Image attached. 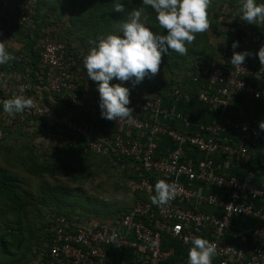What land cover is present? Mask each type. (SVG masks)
<instances>
[{
    "label": "built area",
    "instance_id": "2783aa9c",
    "mask_svg": "<svg viewBox=\"0 0 264 264\" xmlns=\"http://www.w3.org/2000/svg\"><path fill=\"white\" fill-rule=\"evenodd\" d=\"M0 9L12 12L19 23L29 21L26 0H0ZM230 33L239 35L243 47L264 45V33L247 24L230 27ZM232 44L233 41L224 38L214 62L200 71L203 83L198 92L175 88L170 93L177 99L195 98L218 113L216 121L199 127L195 134L163 126L160 123L164 115L162 98H155L136 107L131 119H104L117 128V132L112 133V142H106L91 127L62 119L44 108L39 92L27 94L24 91L23 94L33 100V106L28 110L41 117L48 128L57 126L86 138L89 152L99 154L110 150L118 159L128 158L129 170L134 174L141 171L153 174L154 180L128 179L126 186L130 192L152 198L158 180L177 186V195L168 204L137 203L113 220L71 222L63 216H54L50 220L53 226L51 244L43 253H38L34 264H187V257L177 258L176 249L165 246V239L168 237L181 247L189 248L192 236L216 244L212 264H264V209L255 206L258 200L264 202V188L254 182L251 172L245 179L218 172L213 160L215 154H220L228 163L249 161L250 154L245 146L249 128L239 120L226 117L225 111L236 95L264 99V68L252 66L247 58L241 68L232 65ZM39 49V61L45 67L44 88L77 103L76 91L80 82L75 81L74 61L61 37L46 28ZM235 51L242 50L237 47ZM193 81H197V76ZM12 82L0 70V85L10 98L19 94ZM27 88L24 85V89ZM224 125L239 130L240 143L221 139ZM132 132L142 135L141 139L130 137ZM162 138H167L173 146L159 155L157 145ZM191 151L199 153L201 158L190 159ZM204 188L211 192L203 194ZM205 207L214 211L206 212ZM234 217H247L256 222L257 226L245 237L256 243L254 247L243 248L238 244L239 235L229 232ZM124 248L134 251L132 261H117L109 254V250Z\"/></svg>",
    "mask_w": 264,
    "mask_h": 264
},
{
    "label": "trees",
    "instance_id": "16d2710c",
    "mask_svg": "<svg viewBox=\"0 0 264 264\" xmlns=\"http://www.w3.org/2000/svg\"><path fill=\"white\" fill-rule=\"evenodd\" d=\"M26 1L30 10V18L29 21L25 23L17 22L12 12L9 10L0 9V41H4L7 51L15 57V59L10 61L8 64L0 65V70L4 72L7 78L13 81L12 83L15 88L19 89V86L25 85L28 87L25 90L27 94L39 92L42 95V104L44 108L54 112L58 117L62 119H69L79 125L87 126L89 128L91 127L98 137L102 138L106 142H112V133L117 132V128L114 125L107 123L104 118L101 117L99 108V93L98 91L97 93L89 92L91 88H88V86H93L94 84H91L88 77L85 76L86 70L84 69L83 64V56L85 57L87 47L90 46L88 43L97 37L96 34L98 33V30H94L91 33L88 32V39L85 38V35L86 30L89 28H101L103 29L102 32H107L108 30L119 34V26L126 20L129 12L119 13L114 11V4H110L105 0ZM48 2L52 5L50 8H47L46 6ZM257 3H264V0H257ZM142 7L144 8L142 21L154 33L161 35L166 34V30L159 26L154 10L144 5ZM231 8L229 5L224 7L223 11L226 10L227 13L221 12V15H218V20L214 22L211 21L212 24L210 28L214 27L213 30H217L219 27L224 25H226L224 27L229 26L228 28H230L239 24H247L240 19L239 10L237 12H232L237 8V5H231ZM44 12H64L62 16H65L67 19L64 24L68 26V30L65 31V29H60L54 24V22L45 21L44 19L47 13L45 14ZM247 25L252 27L254 30L262 29L264 27V25ZM32 28L33 30L31 31H25L26 29ZM46 28L52 30L61 37L67 53L73 58L75 67L74 78L75 81L80 82V88L76 91L78 96L77 103H72L64 97H61L60 95L44 88L45 67H43L39 61V48L41 45L43 31ZM31 32L37 35V42L35 40L33 41L31 38ZM213 32H210L212 36L211 34L208 35V32H206V43L203 45L205 48H202L199 52L192 51L191 53L193 56L191 60H186L187 54L180 55L171 50L164 54L163 57L172 60V62H174V66H176L177 63H184L181 74L173 79L171 78L168 81L159 84L151 83L148 80L143 81L142 89L145 90V93L139 94L138 91L131 93L129 96L130 104L128 107L132 108L134 112L135 108L141 106L146 100L169 96L171 91L175 88L186 89L191 93L198 92L203 83L200 71L207 66L209 67L216 58V51L218 50V47L215 46V43L213 42ZM77 63L80 65L82 64V71L79 73ZM17 75L20 77L19 80L16 78ZM196 76L197 81L194 82L193 78ZM110 83L114 84L121 82L113 79ZM122 86L127 87L124 84H122ZM86 97H88V103L85 102ZM6 99H10V97L4 93L3 86L0 85V101ZM0 111L2 115L5 114L4 117L7 115L3 111L2 104H0ZM5 125H7L5 126L6 129L17 128L19 130L23 129V126H26L25 131L27 132L24 131L23 133L31 136L33 139L32 143L41 152L39 155L42 162H35L33 167L41 170L42 172L50 171L51 174H55L57 172V168L53 166L54 164L51 165L49 160L54 159V161H56L57 157L59 158L61 155L67 156L76 153L86 157H103L107 160L109 159L110 163L119 169V175H122L125 185L126 181L132 178H150L151 180H154L153 174L149 172L141 171L136 174L130 172V168L128 167L130 160L128 158L118 159L111 154L110 150L99 154L87 151L86 138L77 136L74 133L63 130L57 126L48 128L44 124L41 117L33 115L28 109H25L23 113L16 114L14 118L8 116V121ZM1 138L2 135H0V139ZM20 192L21 189L19 188V185H17L11 178L6 177L2 172H0L1 195L3 194L7 197H11L17 202L19 208H23V206L27 205L29 201H27V198L23 197V195H20ZM131 195V201H128L127 203L128 207L119 211L113 219L121 217L123 214L131 210L137 203H152L151 197H148L143 193L131 192ZM28 200H32V198H28ZM50 215L43 218L40 227L41 237L37 240L36 244L33 245L31 251H29L32 261H35L38 258V253H43L46 250L47 245L51 244L53 226L50 223V220L54 216H63L71 222L77 221L76 219H70V217L64 213L55 212L51 216ZM96 220L101 221L99 219ZM88 221H90V219ZM9 222L2 221L0 223V264H16L15 262L17 261L18 263V260L21 259V257L18 258L17 256L19 255L21 245L23 244L22 234L20 233L17 235L13 229V223L15 222ZM165 243V246H173L176 249L177 258L187 257L189 248L181 247L168 237H166ZM28 261L29 260H26L23 264H28Z\"/></svg>",
    "mask_w": 264,
    "mask_h": 264
},
{
    "label": "rangeland",
    "instance_id": "374dc122",
    "mask_svg": "<svg viewBox=\"0 0 264 264\" xmlns=\"http://www.w3.org/2000/svg\"><path fill=\"white\" fill-rule=\"evenodd\" d=\"M105 1L110 4L122 3L125 8L124 12H131L143 6L142 0ZM227 5L230 8L231 5H237V8L232 12H237L240 7L239 0H212L208 9L210 25L212 24L211 21L218 20V15H221V12L227 13L226 10L223 11V8ZM46 6L50 8L52 5L48 2ZM44 13H47L45 21L54 22L60 29L68 30V26L64 24L67 19L62 16L64 12ZM213 29L214 27L210 28L211 31H209L212 33L216 30ZM27 30L31 31L33 28L25 31ZM94 30H98V33L96 32L97 37L110 33L118 34L108 30L107 32H102L103 29L101 28H89L86 30L85 38L88 39V32L91 33ZM209 31H207L208 35L211 34ZM31 36L33 41H38L35 33L31 32ZM97 37L91 41L96 40ZM205 37L206 32L197 34L195 41L186 45L188 49L186 60L192 59V51L199 52L202 48H205L203 46L206 43ZM91 46V44L88 47L86 45V54ZM75 47L77 48L76 45ZM81 65L77 63L78 73L82 71ZM183 66L184 63L182 62L174 66L172 60L163 57L159 74L151 78L146 77L143 81L148 80L154 84L166 82L181 74ZM85 76L87 77L86 72ZM89 80L91 84H94L93 86L88 84V88H91L89 92L97 93L95 83L91 79ZM143 81L135 86L131 82H123V84L129 88L130 94L136 91L139 94H144L145 90L142 89ZM87 98L85 102L88 103L89 100ZM4 115L0 111V135H2L0 139V172L19 185L21 189L19 194L29 201L23 208H19L15 200L0 193V223L2 221L15 222L13 223L14 231L17 235L22 234L23 244L17 256L18 258L21 257V259L18 260V263L16 261V264H23L26 260H29L28 264H34L29 251L41 237L40 227L43 218H46L47 215H52L55 212L64 213L70 219H76L78 222H85L89 219L113 220L119 211L128 207L127 203L132 198L131 192L126 188L122 175H119V169L114 167L109 159L86 157L76 153L67 156L61 155L59 158L57 157L56 161L54 159L49 160L50 164H54L53 166L57 168L55 174H51L50 171L42 172L33 167L35 162H42L39 155L41 152L32 143L33 139L31 136L23 133L26 130V126H23L21 130L17 128L6 129L5 126L7 125L5 124H7L8 115L5 117ZM28 198H32V200H28Z\"/></svg>",
    "mask_w": 264,
    "mask_h": 264
},
{
    "label": "clouds",
    "instance_id": "9594fccd",
    "mask_svg": "<svg viewBox=\"0 0 264 264\" xmlns=\"http://www.w3.org/2000/svg\"><path fill=\"white\" fill-rule=\"evenodd\" d=\"M211 3L212 0H142V5L154 10L156 20L166 30V34H156L142 22V7L128 13L126 20L119 26V34L110 33L90 41L92 46L83 64L87 77L95 83L99 93L102 118L114 121L131 119L133 109L128 107L130 92L129 88L122 86L123 82H131L135 86L146 77L159 74L163 55L169 50L186 55V45L193 43L197 34L210 30L208 9ZM239 3L242 21L264 25V3H257V0H239ZM113 10L123 13L125 8L122 3L116 2ZM237 47L238 42L234 41L230 61L232 65L241 68L245 58L253 54L247 50L237 52ZM255 55L261 67H264V45L259 47ZM13 59L15 57L7 51L4 41H0V65L8 64ZM16 78L19 80V75ZM113 79L121 83H110ZM18 91L19 94L12 98L0 101L4 113L12 118L33 106V100L23 94V85L19 86ZM258 127L264 130V121H260ZM154 190L151 199L157 206L168 204L177 195L176 184L165 180H158ZM190 244L187 264H212L217 249L214 242L192 236Z\"/></svg>",
    "mask_w": 264,
    "mask_h": 264
},
{
    "label": "crops",
    "instance_id": "0c3cea01",
    "mask_svg": "<svg viewBox=\"0 0 264 264\" xmlns=\"http://www.w3.org/2000/svg\"><path fill=\"white\" fill-rule=\"evenodd\" d=\"M256 31L264 33V27L262 29H257ZM213 37V42L217 47H219L224 38H229L230 41L238 42V47L242 51L247 50L253 54L246 57L248 62L252 66L261 67L259 59L255 55L259 47L252 45L243 47L240 42L239 35L231 34L230 28L224 26L220 27L217 29V33L213 35ZM162 107L164 115L160 118V123L163 126L174 130H186L192 134L197 133L199 127L212 124L218 118V113L213 108L200 103L195 98L183 100L169 95L162 98ZM225 116L234 120H239L244 125L248 126L249 129L246 134L245 146L249 151L250 159L246 163H228L220 154H215L213 156V160L216 170L225 174L235 175L240 179H245L247 174L251 172L254 182L264 188V161L262 160V153L264 152V130H260L258 127L259 122L264 121V99H254L248 96L236 95L231 99L228 107L226 108ZM130 137L140 140L142 135L140 136L138 133L132 132ZM220 137L226 142L240 143L239 130H235L228 125H224L222 127ZM172 146V143L167 138H162L157 145V153L159 155H163L168 150H171ZM190 153L191 154H189L188 157L194 161L201 158L199 153L193 151ZM209 192H211V189H202L203 194ZM255 206L264 209V202L258 200L255 202ZM204 210L206 212L214 211V209L209 207H205ZM256 226V222L250 218L234 217L231 219L229 232L237 233L240 237L238 244L245 249H249L254 247L256 243L249 241L245 237L246 234L253 230ZM109 254L117 261H132L135 256L134 251L127 248H124L123 250H109Z\"/></svg>",
    "mask_w": 264,
    "mask_h": 264
}]
</instances>
